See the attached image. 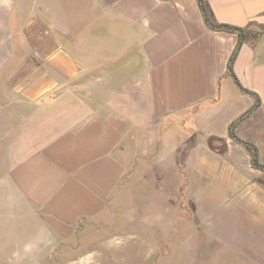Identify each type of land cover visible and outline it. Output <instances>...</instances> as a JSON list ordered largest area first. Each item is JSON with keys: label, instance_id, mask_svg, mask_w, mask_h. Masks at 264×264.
<instances>
[{"label": "crops", "instance_id": "0c3cea01", "mask_svg": "<svg viewBox=\"0 0 264 264\" xmlns=\"http://www.w3.org/2000/svg\"><path fill=\"white\" fill-rule=\"evenodd\" d=\"M202 1L260 38L200 0H0L7 255L50 253L30 224L65 240L109 206L160 225L188 207L176 264H264V0Z\"/></svg>", "mask_w": 264, "mask_h": 264}, {"label": "rangeland", "instance_id": "374dc122", "mask_svg": "<svg viewBox=\"0 0 264 264\" xmlns=\"http://www.w3.org/2000/svg\"><path fill=\"white\" fill-rule=\"evenodd\" d=\"M167 178L168 183L172 186L175 176H168ZM149 194L154 195V192L148 193V196L152 197ZM144 195L143 192H136L139 201L145 199ZM169 195L174 196L175 194L172 192ZM125 197L128 198L127 195ZM165 197L162 200L166 201ZM124 211L123 217L122 215L120 217L119 214L113 216L109 206L101 217L95 218L89 223L81 224L73 237L65 240L56 239L54 235L50 234L51 236H49L48 233H44L45 227L41 224H30L28 225L29 229H34L30 230L39 236L48 235V237L37 240L25 239V247L48 246L51 250L50 253L48 255H36L35 252H32L35 250H27L33 254L9 256L7 252L10 251L11 241L4 239L3 244H1L2 240L0 239V247L4 245L0 249V264H176L175 250L177 244L183 249H190L192 246L193 222L190 208H169L166 217L167 223H163V225L146 221L147 219L145 220L143 217V207L139 208L141 216L129 224L126 214L127 208ZM176 212L178 214L179 212L184 213L182 225L171 223L176 219ZM156 219L160 221L159 213ZM162 219L165 220V217ZM181 226H183L185 236L183 241L177 240L175 234L176 228ZM161 228L167 229L169 238H161ZM11 229L14 230V227L8 223L0 224V236L2 237L7 233V237H9L8 234ZM7 244L9 247L6 250Z\"/></svg>", "mask_w": 264, "mask_h": 264}, {"label": "trees", "instance_id": "16d2710c", "mask_svg": "<svg viewBox=\"0 0 264 264\" xmlns=\"http://www.w3.org/2000/svg\"><path fill=\"white\" fill-rule=\"evenodd\" d=\"M200 7H201V10H202L203 15L205 17V21L208 23L209 26H211L213 28H222V29L229 30V31H236L238 36H239V42H242L245 39L256 40V39L260 38V36H261L260 33L259 34L258 33H251V32L243 31L242 29H238V28L231 27L228 25H219V24H215L213 22H210L209 17H208V9L202 0H200ZM232 60H233V57H231L230 62ZM229 69H230V64H229ZM230 135H232L231 128H230ZM253 160H254V157H253Z\"/></svg>", "mask_w": 264, "mask_h": 264}]
</instances>
